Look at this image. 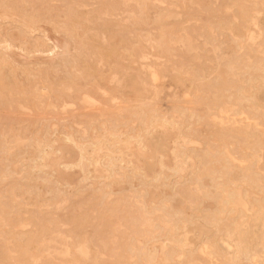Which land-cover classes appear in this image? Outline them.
Masks as SVG:
<instances>
[{
	"label": "rangeland",
	"instance_id": "rangeland-1",
	"mask_svg": "<svg viewBox=\"0 0 264 264\" xmlns=\"http://www.w3.org/2000/svg\"><path fill=\"white\" fill-rule=\"evenodd\" d=\"M263 139L264 0H0V264H264Z\"/></svg>",
	"mask_w": 264,
	"mask_h": 264
},
{
	"label": "bare ground",
	"instance_id": "bare-ground-1",
	"mask_svg": "<svg viewBox=\"0 0 264 264\" xmlns=\"http://www.w3.org/2000/svg\"><path fill=\"white\" fill-rule=\"evenodd\" d=\"M168 29V28H167ZM161 30V29H160ZM164 34V33H163ZM162 37V36H161ZM155 38V37H154ZM40 45V44H39ZM88 46V45H87ZM80 48H81V46H80ZM41 51V50H40ZM42 52V51H41ZM231 65H233V64H231ZM228 66V65H227ZM180 67H181V65H180ZM233 67V66H232ZM204 68H206V67H204ZM230 68H231V66H230ZM228 69H229V66H228ZM132 70V69H131ZM181 70V69H180ZM210 71V70H209ZM213 73V72H212ZM205 74H206V72H205ZM152 76H154V75H152ZM24 78H25V76H24ZM153 78V77H152ZM139 79V78H138ZM25 80H26V78H25ZM140 80V79H139ZM153 80V79H152ZM140 82H141V80H140ZM261 88V87H260ZM103 91V90H102ZM105 91V90H104ZM118 92V91H117ZM104 93V92H103ZM92 99V98H91ZM90 99V100H91ZM144 99V98H143ZM149 99V98H148ZM156 99V98H155ZM92 102H94V100H92ZM96 102V101H95ZM94 102V103H95ZM147 102H148V100H147ZM128 103V102H127ZM157 103L158 102H156V105H157ZM171 103V102H170ZM128 104H130V103H128ZM145 104V103H144ZM149 104V103H148ZM172 104V103H171ZM133 105V104H132ZM152 105V104H151ZM129 106V105H128ZM139 106V105H138ZM148 106V105H147ZM189 106V105H188ZM133 108V107H132ZM146 108V107H145ZM147 111V110H146ZM145 114V113H144ZM241 115V114H240ZM239 115V116H240ZM140 118V117H139ZM247 119V118H246ZM256 120V119H255ZM254 120V121H255ZM241 121V120H240ZM257 121V120H256ZM253 123V122H252ZM253 132V131H252ZM255 133V132H254ZM260 138V137H259ZM65 140H67V139H65ZM264 140V139H263ZM157 150V149H156ZM155 149H154V154L156 155V156H158V157H160V156H164L165 155V153H164V151L162 150V148H160L159 150H157L156 151ZM83 159V158H82ZM82 159H81V161H82ZM69 164H71V162L69 163ZM240 164V163H239ZM131 166V165H130ZM112 172V171H111ZM30 202H31V200H30ZM244 209V208H243ZM25 214H27V213H25ZM24 215V214H23ZM25 217H27V215L25 216ZM67 225H68V223H66ZM159 224V223H158ZM66 225V226H67ZM72 227V226H71ZM184 227V226H183ZM76 228V227H75ZM68 230V229H67ZM144 237V236H143ZM153 239V238H152ZM152 259H153V257H152ZM151 259V260H152ZM149 262V261H148Z\"/></svg>",
	"mask_w": 264,
	"mask_h": 264
}]
</instances>
